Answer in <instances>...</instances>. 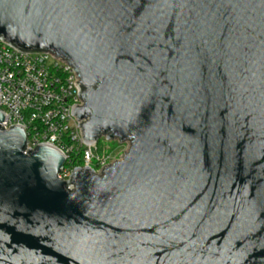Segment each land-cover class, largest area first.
<instances>
[{
	"label": "water",
	"instance_id": "water-1",
	"mask_svg": "<svg viewBox=\"0 0 264 264\" xmlns=\"http://www.w3.org/2000/svg\"><path fill=\"white\" fill-rule=\"evenodd\" d=\"M77 71L101 172L0 124V264H264V0H0ZM5 114L0 109V123Z\"/></svg>",
	"mask_w": 264,
	"mask_h": 264
},
{
	"label": "built area",
	"instance_id": "built-area-1",
	"mask_svg": "<svg viewBox=\"0 0 264 264\" xmlns=\"http://www.w3.org/2000/svg\"><path fill=\"white\" fill-rule=\"evenodd\" d=\"M76 69L50 51H24L0 36V109L4 128L22 126L27 148L47 144L64 152L67 159L59 177L69 180L78 168L109 163L97 152L98 142H86L74 114L83 105L82 86ZM81 158L82 165L77 163ZM93 169V168H92Z\"/></svg>",
	"mask_w": 264,
	"mask_h": 264
},
{
	"label": "rangeland",
	"instance_id": "rangeland-1",
	"mask_svg": "<svg viewBox=\"0 0 264 264\" xmlns=\"http://www.w3.org/2000/svg\"><path fill=\"white\" fill-rule=\"evenodd\" d=\"M99 147L100 148L106 147L105 151H103V152L108 153L104 157H105V160L107 161V163H109V164L115 162L116 160L121 159L122 156L128 150V144L126 142L121 143L118 140H109L106 137H101L99 139ZM99 155L102 156L103 154H99ZM91 165H92L91 167L93 169L98 170L99 166L97 163H92Z\"/></svg>",
	"mask_w": 264,
	"mask_h": 264
},
{
	"label": "trees",
	"instance_id": "trees-1",
	"mask_svg": "<svg viewBox=\"0 0 264 264\" xmlns=\"http://www.w3.org/2000/svg\"><path fill=\"white\" fill-rule=\"evenodd\" d=\"M105 148H106V147L100 148V147H99V142H98L97 152H98L99 154H103V155L108 154L107 152H105V153L103 152V151H105ZM100 151H101L102 153H101ZM77 163H78L79 165H82V164H83L82 159H81V158L77 159Z\"/></svg>",
	"mask_w": 264,
	"mask_h": 264
}]
</instances>
